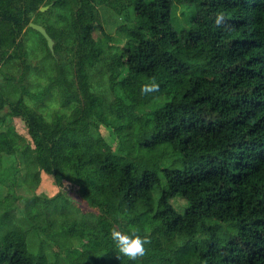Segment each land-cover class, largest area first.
Listing matches in <instances>:
<instances>
[{"label":"trees","instance_id":"16d2710c","mask_svg":"<svg viewBox=\"0 0 264 264\" xmlns=\"http://www.w3.org/2000/svg\"><path fill=\"white\" fill-rule=\"evenodd\" d=\"M99 5L135 13L111 55L92 28ZM217 11L230 31L215 27ZM29 30L43 68L28 58ZM35 69L49 83L32 94ZM99 69L109 95L93 85ZM1 73L0 264H58L31 248L33 229L68 264H264V0H0ZM153 79L160 91L143 94ZM53 88L61 108L46 115L37 101ZM19 155L29 187L44 172L76 196L17 192L5 177ZM75 198L101 214L72 216ZM113 227L148 234L146 255L118 259Z\"/></svg>","mask_w":264,"mask_h":264},{"label":"rangeland","instance_id":"374dc122","mask_svg":"<svg viewBox=\"0 0 264 264\" xmlns=\"http://www.w3.org/2000/svg\"><path fill=\"white\" fill-rule=\"evenodd\" d=\"M99 12H100L99 24L97 23L93 24L92 28L94 29V35L99 40V44L103 47V49H105L106 54L111 55L112 52L114 51L112 50V48L115 47V45L117 44H122L126 40L127 32H129L130 29L134 27L135 13L134 11H131V13H129L130 19H127L123 14L121 15L117 13L115 10H113L107 5H99ZM175 13L178 18L181 17L182 19L183 15L179 7L175 10ZM27 37H28L27 40H28L29 48L30 46H36L34 50L32 49L28 50L29 51L28 58L30 60V63L32 64V66L38 64L40 65V68H43L41 67V57L43 56L44 50L42 48V45L39 44L41 36L36 31L29 30L27 33ZM21 69L22 68H20V71ZM72 69H73V63L71 65V70ZM7 72H14L16 74L19 73L14 70L13 71L10 70ZM1 75L2 73L0 74V80H3V77ZM91 77H92V81L93 82L95 81L93 85L99 87V90L101 92H105L106 94H108V85L104 79L105 77L101 73V70L99 69V71L98 70L94 71ZM47 78L48 77L45 70L44 72H40V71H36L35 69V71H32L28 75V78L24 80V82L27 85L28 90L33 94V93H37L43 86L49 83ZM53 89L55 91L54 97L52 98L49 97L47 93L43 98L40 99V101H37V107L39 108V110L40 109L44 110L43 113L46 115L48 111H51L52 109L59 110L61 108V103L59 101L60 99H58V95H56L57 90L55 88ZM26 97L29 98V96ZM29 102L31 104L33 103L36 104V102L31 99H29ZM13 123L15 130L24 137H26L27 141L31 142V149L33 151L34 145L31 141L29 134L27 133L24 122L20 118H15ZM99 125L102 133L108 136L109 130L103 124L99 123ZM116 144L117 141L114 142V145ZM22 157H23L22 155H19V157L15 156L10 158V160L14 158L13 163H15L20 168V170L17 171V169H13L10 171L8 176L6 175L5 177V182L9 186L13 187V189H15L17 192H20L21 194L27 196L33 195L34 193H38L42 197H47V196L51 197L55 195L58 191L59 192L61 191L63 194H66L67 196H76L73 193V187H71L72 185L68 184L67 182H64L62 183V185H59L55 183L52 177L46 175L44 172H41V177L38 186L35 189L29 187L23 181L26 174L25 173L26 169H25V162H23ZM10 160L6 161L7 165L9 164ZM15 171L16 174H14ZM76 199L77 198L74 199L75 202L73 204L76 206L77 209L75 208L76 211L75 213H72V216H75L77 218H80L81 216L90 218L92 217V215L94 216L95 213L101 214V209H99L98 207L89 206L87 202L83 200L79 201ZM175 201L178 204L183 203L182 199H175ZM68 209L69 208H65L64 211L69 212ZM52 220L53 221L49 223L50 221L49 218L46 219L48 228L49 226L54 225L53 217ZM51 237H52L51 235L47 234L43 230L33 229L29 235L30 246L34 251L42 252L46 254L50 261L56 262L57 260L58 264H68L67 261L63 259L62 256L60 255L59 248L54 244ZM73 240H74L73 248L74 247L76 248L77 246H79L80 249L84 248V244L80 242L79 237H76Z\"/></svg>","mask_w":264,"mask_h":264},{"label":"clouds","instance_id":"9594fccd","mask_svg":"<svg viewBox=\"0 0 264 264\" xmlns=\"http://www.w3.org/2000/svg\"><path fill=\"white\" fill-rule=\"evenodd\" d=\"M214 24L216 28L225 32L230 31L232 27L223 11H217ZM159 91L160 85L154 79L151 83H146L141 88V92L145 95ZM110 238L118 251L117 258L126 257L129 261H139L142 259L147 253L146 245L151 244V238L148 234L142 236L135 229L125 233L119 228L113 227L110 232Z\"/></svg>","mask_w":264,"mask_h":264},{"label":"water","instance_id":"95a60500","mask_svg":"<svg viewBox=\"0 0 264 264\" xmlns=\"http://www.w3.org/2000/svg\"><path fill=\"white\" fill-rule=\"evenodd\" d=\"M48 6H42L41 9L45 10ZM30 26L38 30L47 40L49 48L53 51L54 50V39L48 33L47 29L40 23L30 22Z\"/></svg>","mask_w":264,"mask_h":264}]
</instances>
